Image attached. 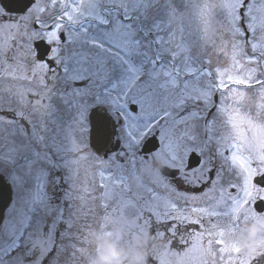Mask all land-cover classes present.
<instances>
[{
  "label": "snow or ice",
  "instance_id": "1",
  "mask_svg": "<svg viewBox=\"0 0 264 264\" xmlns=\"http://www.w3.org/2000/svg\"><path fill=\"white\" fill-rule=\"evenodd\" d=\"M216 8L227 12L237 71L228 75L227 82L217 80L218 70H209L211 61L203 58V45L193 52L197 45L185 37L187 12L196 10L207 33ZM12 11L23 15L10 17ZM4 19L19 21L0 25V30L17 41L11 58L18 67L26 63L43 68L32 59V41L40 37L48 46L46 51L55 53L49 63L64 75L49 69L55 79H50L51 87L44 84V88L48 99L57 103H50L34 119L19 110L22 92L0 95V110L7 105L13 117L29 125L23 129L16 119L0 118L6 126L0 127V140L6 139L5 133L21 138L18 145L13 141L6 152H0V173L17 190L28 193L22 207L0 217V264H42L54 248V259L64 255L65 264H77L81 258L91 264L93 253L83 245L91 244L89 237L97 230L107 231L119 222L129 231L135 222L136 233H148L155 224L153 239L164 237L161 228L175 237L180 230L177 225L199 226L198 232L188 234L194 240L191 247L179 253L166 245L160 264H189L193 253H198L194 264H264V254L249 258L237 239L250 221L264 226V214L251 210L253 204L264 206V103H255L257 98L264 101V0H75V7L63 0H41L39 4L37 0H5L0 7V20ZM73 36L88 50L77 51ZM9 50L10 45L0 44V58H7ZM73 81H83L84 87L72 88ZM234 87L244 90L236 92L238 98L230 109L225 108L227 93ZM217 91L220 105L212 100ZM89 98L107 117L102 137L114 134L108 125L112 129L119 126L120 140L132 157L128 163L134 186L122 175L105 176L100 171L99 181L87 195L64 193V199L81 201L76 209L80 217L71 208L66 217L63 206L52 203L45 187L63 179L56 175L49 179L50 172L67 167V162L61 163L62 154L81 151L72 136L85 128ZM130 104L136 110H129ZM210 105L216 110L209 119ZM157 130L160 144L155 150L148 149L150 160L139 158L138 172L133 163L136 153L141 144L147 148L146 141ZM192 144L199 149L196 167L186 162ZM86 159L80 156L73 163ZM168 170L184 184L196 188L205 184L206 188L199 196L180 192L164 174ZM29 179L36 181L34 188H25ZM97 190L98 197L93 195ZM97 199L105 209L97 229L85 225L87 231L78 229L77 236L73 229L78 219L94 212L90 202ZM112 206L116 212L110 214L107 209ZM127 209L132 210L130 216ZM180 240L188 243L183 236Z\"/></svg>",
  "mask_w": 264,
  "mask_h": 264
},
{
  "label": "rangeland",
  "instance_id": "2",
  "mask_svg": "<svg viewBox=\"0 0 264 264\" xmlns=\"http://www.w3.org/2000/svg\"><path fill=\"white\" fill-rule=\"evenodd\" d=\"M41 0H37V4H39ZM177 3H179V0H176ZM197 3H201L202 0H196ZM207 2L211 3H219L221 0H207ZM226 2V0H225ZM259 2V0H258ZM63 3L69 4L72 7H75V0H63ZM1 7V5H0ZM35 7V5H33ZM259 16V13H254ZM227 12L226 10H222L219 8H216L212 15L209 17V26L208 31L205 33L203 29L205 28V25L201 23L199 18L196 15V10H192L190 12H187L185 14V37L188 41L194 42L197 47L193 49V52L200 50V46L203 45L202 51L204 52V59L210 60L211 64L208 66L210 71H213L214 73L218 70L220 75L217 76V80L223 79L227 82L228 75H236L237 71L234 69L233 65V50H232V38L230 36V33L227 31V25L228 21L226 19ZM19 21L12 20V19H4L0 20V25H13L14 23H17ZM14 32V29H13ZM40 37H36L34 40L38 39ZM72 39H75L76 42L74 44V48L77 51H87L88 46L87 45H81L78 38L75 36L72 37ZM31 44V47L33 49L32 53V59L36 61L37 65H44L41 69L40 67H31L26 63H22L21 66H17V63L13 61L12 57V50L17 47V41L13 40L11 38V34L7 31L0 30V44L7 43L10 45V50L7 53V58H0V94L4 89L20 91L23 93V100L20 102V105H18L19 110H21L24 114V116L27 117V119H34L38 115L42 114L46 107L50 103H57L55 99L52 100L48 99L49 93L45 91L44 84H48L49 87H51L50 79H54L51 77L49 68L44 63L40 62L36 58V51L33 46V42ZM11 43V44H10ZM20 44H23L24 41H19ZM245 51H248L247 48L244 49ZM239 51V49H237ZM237 60H240L241 57L239 55L236 56ZM72 66V62H69V67ZM62 72V71H61ZM61 75H64V73H60ZM47 75V76H46ZM26 77V78H25ZM5 80L7 86L5 85ZM48 79V81H47ZM17 80V85H15V82ZM43 81L44 83H41ZM4 83V84H3ZM84 87L83 81H73L72 82V88H80L82 89ZM244 89H237L234 87L233 92L227 93V98L225 99L223 103V107L225 108H231L233 106V100L237 99L236 92L243 91ZM71 91V89H69ZM226 91V90H225ZM4 96H7L4 94ZM249 98L251 97V93H248ZM221 98V95L215 96V98ZM213 100V95H212ZM255 103L261 104L264 103V101H261L259 98L256 99ZM89 107L86 109L83 120L85 124V128L81 133L74 132L72 136V140L77 143L79 148L81 149L80 152H72V151H66L63 155V160L61 163L67 162V167H61L60 169H65L69 176L64 175H57L58 177H63L61 179L60 183H62V187L59 191L56 190V186L51 187V183H48L45 187V191L48 193L50 197H52V203L54 204H61L63 208L65 209V216L67 217L69 209L71 208L72 211L76 212V209L80 207L81 201L79 199H64V193L69 192L70 196L77 197L82 195H87L88 192H90L91 187L94 182H98L99 180V172L104 171L105 176H109L113 173L122 175L127 178V182L129 184H133L134 182L131 179V172L133 171L132 165L128 163L129 160L132 159L131 155L126 151V149L111 153L109 152L107 156H103L102 154L97 153L94 149L90 147L89 144V119H88V113L90 109L93 107L91 105V100L89 98L88 100ZM221 104L220 102L217 103V105ZM32 106L34 108H32ZM192 107H196V105H192ZM202 107V105H200ZM212 108V106L210 105ZM130 108V107H129ZM130 110V109H129ZM216 110V109H215ZM215 110L213 112H215ZM212 111L208 113V118H211ZM0 118L4 119H16L20 122V118L13 117V114L11 111H6L5 106L3 110H0ZM24 121H27L24 119ZM161 124H164V121H160ZM2 123H0V127H4ZM23 129H28L29 125H21ZM6 127V126H5ZM120 131V129L118 128ZM159 131V130H158ZM160 134V133H159ZM12 136V135H11ZM120 137V136H119ZM20 137L12 136L9 140L4 142V140H0V152H6L9 147L12 146V142L15 141L18 145L20 142ZM66 147L71 148L72 144L70 141H64ZM122 145L123 142L121 141ZM124 146V145H123ZM140 146L139 151L136 153V159L133 161L135 164V169L139 172L140 170V164H139V158L144 157L146 160L151 159V154L145 156L141 152ZM191 149H196L199 151L198 148H196L195 144L189 145L188 152ZM40 150H43V145H41ZM80 156H86V160H79V163H73L74 160H78ZM55 159V158H54ZM117 166H120L119 168ZM111 170L109 172L108 170ZM52 173H49V179L51 178ZM208 178L211 179L209 173ZM9 179V178H8ZM143 179L145 182H147L148 178L147 176H143ZM10 181V179H9ZM11 182V181H10ZM36 184V181L34 179H29L28 183L25 185V188H34ZM175 188L180 191L187 193L188 195H196L199 196L202 190L206 188L205 184H201L199 186V189L194 191L193 189L188 190L187 188H183L175 183H172ZM184 186L189 187L190 185L184 184ZM192 187V186H191ZM189 187V188H191ZM13 199L10 207H8L5 216H8L9 213L12 212V209L22 207L24 204V200L27 198L28 193L24 190H17L13 185ZM87 190V191H86ZM161 193L163 194L164 190L160 189ZM95 196H99L100 193L98 190L93 193ZM104 203H109L108 201H105ZM75 206L74 208L72 206ZM102 202L97 199L94 202H90V206L94 209V212L89 215L86 218H80L77 221V228H74L73 231L76 233L77 236L80 235L78 229H84L85 225H90L93 230H96L101 218L104 214L105 209L101 206ZM188 209V205H185V210ZM251 210H253L251 206ZM107 211L111 214L116 212V208L114 206L109 207ZM131 209L125 210L126 214L130 216ZM264 214V213H263ZM80 213L76 212V216L80 217ZM195 219V217H192ZM115 224L107 229L111 230ZM243 226V225H242ZM64 227L63 224L60 225V228L62 229ZM156 225L153 224L151 228L148 230V234L153 237L155 233L152 231L153 228H155ZM177 228L180 229L177 231L176 236L172 237L171 233L165 231L163 228L160 230L164 232V237L162 239H153V243L149 245V255L147 258V264H160V259L164 252V247L167 245L168 248L171 249V251L183 253L184 249L187 247L189 248L194 242H191V240H188L185 236L184 239L188 241V243H181L180 235L187 229L186 226H180L177 225ZM104 231V230H97L95 234L92 237H89L91 244H85L84 247L88 248L89 252H92L94 255L95 252V244H94V237L97 232ZM136 233L135 228V222L132 223L131 231H129V243L132 242V236ZM58 235V234H57ZM81 245H78V247ZM66 255V254H65ZM198 256V253H193L192 257L189 258V264H194L195 257ZM56 257V251L55 248L52 252H49L47 256L43 259L42 264H65V256L62 255L58 259H54ZM167 259H172L171 257H166ZM77 264H87V261L83 258L79 259L77 261Z\"/></svg>",
  "mask_w": 264,
  "mask_h": 264
},
{
  "label": "clouds",
  "instance_id": "3",
  "mask_svg": "<svg viewBox=\"0 0 264 264\" xmlns=\"http://www.w3.org/2000/svg\"><path fill=\"white\" fill-rule=\"evenodd\" d=\"M237 239L249 258L264 254V226L261 224L250 221ZM152 243L153 238L147 232L135 233L129 243V230L124 222H119L111 230L96 233L91 264H147Z\"/></svg>",
  "mask_w": 264,
  "mask_h": 264
},
{
  "label": "water",
  "instance_id": "4",
  "mask_svg": "<svg viewBox=\"0 0 264 264\" xmlns=\"http://www.w3.org/2000/svg\"><path fill=\"white\" fill-rule=\"evenodd\" d=\"M1 4L4 5L5 0H0ZM15 13H20L19 11H12ZM35 47L37 48L38 51V58L40 59L43 57L42 60L46 59V55L49 53L46 51L47 49V44L45 41L38 40L35 42ZM41 60V59H40ZM132 109L135 110V106H132ZM90 121H91V130H90V143L91 146L97 151L101 152L109 143L110 138L107 136H101V131L104 128L105 124L107 123V117L105 114H100L97 109H93L92 113L90 115ZM108 129L111 132V127L108 125ZM147 143V148L143 144V152L149 153L148 149H156L157 146H159V140L157 136H151L148 138L146 141ZM199 157L193 152L190 155L189 158V167H193L197 165ZM163 171V170H162ZM165 175L167 176H174L171 174V170L165 171ZM12 200V190H11V185L7 183L5 180L4 176L0 174V217H4V212L5 209L9 206L10 202Z\"/></svg>",
  "mask_w": 264,
  "mask_h": 264
},
{
  "label": "flooded vegetation",
  "instance_id": "5",
  "mask_svg": "<svg viewBox=\"0 0 264 264\" xmlns=\"http://www.w3.org/2000/svg\"><path fill=\"white\" fill-rule=\"evenodd\" d=\"M11 17H14V18H18L19 16L18 15H11ZM18 21V20H17ZM54 47V46H53ZM55 53H53V52H51V54H50V57L51 56H53ZM42 63H45L46 64V62H44V61H42ZM53 69V70H55L56 72H57V70H60V68H58V67H56V65L54 64V63H50L49 64V69ZM61 73V72H60ZM60 73H58V75L59 76H61V77H63V75H61ZM51 74V73H50ZM47 76V75H46ZM54 78V77H53ZM2 79V78H1ZM55 79V78H54ZM3 80V79H2ZM4 81V83H5V85L7 86V84H6V82H5V80H3ZM47 81H48V79H47ZM3 83V84H4ZM13 83H15V85H17V80L15 81V82H13ZM11 92H14L13 90H11L10 92H7V93H5V92H1V94L0 95H4V94H6L7 96L6 97H10V95H11ZM18 105H20V102L18 103ZM14 106H16V105H14ZM5 110L6 111H10V110H8V107H7V105H5ZM6 120H14L13 118H11V119H7L6 118ZM18 123L20 124V125H25L24 123H23V120L21 119L20 120V122L18 121ZM10 131V130H9ZM114 132L116 133L117 132V128H115L114 129ZM5 135H6V140H9L12 136L11 135H9L8 133H5ZM65 143V142H64ZM113 149H115V150H117V149H123V147L121 146V144H120V141L117 139V137L115 136V139H114V137H113V143H112V145L110 146V148H109V151H112ZM186 160H187V156H186ZM255 166V165H254ZM209 175H210V177L212 178V173L211 172H209ZM172 183H175V184H177V185H179V186H181V187H185V188H187L188 190H191V189H193L194 191H196V190H198L199 189V187L198 188H196V187H191V186H189V187H191V188H189V187H187V186H184L183 184H182V181H180L179 179H178V177H176V178H168ZM254 205H252V207H253ZM253 209H254V207H253ZM255 210V209H254ZM255 212H256V210H255ZM256 213H259V214H263L264 213V210H263V212H256ZM186 226V230L180 235V237L181 236H185L188 240H191V242H194V240L188 235L189 233H192V232H198L200 229H199V226H193V225H185ZM205 227H207V225H205ZM192 244V243H191ZM191 247V246H190ZM188 248V247H187ZM186 248V249H187ZM186 249H184V250H186Z\"/></svg>",
  "mask_w": 264,
  "mask_h": 264
}]
</instances>
